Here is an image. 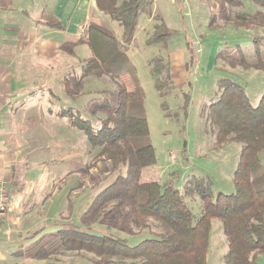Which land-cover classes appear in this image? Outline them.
I'll return each instance as SVG.
<instances>
[{"label": "trees", "instance_id": "trees-1", "mask_svg": "<svg viewBox=\"0 0 264 264\" xmlns=\"http://www.w3.org/2000/svg\"><path fill=\"white\" fill-rule=\"evenodd\" d=\"M142 0H96L98 9L122 26V39L97 24H90L77 42L63 46L73 55L78 45H87L92 57L82 63V75H71L63 81L69 98L84 95L83 79L106 77L115 84L113 92H99L89 101L85 111L98 118L95 129L89 120L67 108L57 117L68 119L72 128L85 134L97 152V160L108 162L109 171L117 177L94 198L81 218L83 229L68 227L41 237L28 251L27 257L47 260L64 253L90 254L100 264H208L212 221L218 219L228 243L225 264H258L264 255V94L257 107H252L245 88L235 80L219 82L217 101L211 105L210 119L217 129L218 145L241 144L237 168L233 175L235 192L219 194L214 200L208 189L202 190L195 180L187 182L184 194L195 192L202 198V216H194L181 191L171 184L143 181L146 169L156 164L145 101L137 72L128 57L127 46L133 42ZM257 10L248 14L241 10V0H218V9L210 18L212 30L234 29L259 32L264 29V0H251ZM50 27L61 29L54 17L45 16ZM165 26L155 29L149 45L167 41ZM250 48L234 45L222 50L217 60L229 67L256 69L264 73L263 36H247ZM165 65L161 59L151 62V73L159 76ZM163 83H156L159 91ZM101 116V117H99ZM91 167H88L89 170ZM85 173V172H84ZM121 214L120 226L130 233L156 230L155 238L130 246L125 240L93 235L92 229L109 210ZM86 228V229H85Z\"/></svg>", "mask_w": 264, "mask_h": 264}, {"label": "rangeland", "instance_id": "rangeland-1", "mask_svg": "<svg viewBox=\"0 0 264 264\" xmlns=\"http://www.w3.org/2000/svg\"><path fill=\"white\" fill-rule=\"evenodd\" d=\"M217 1L142 0L134 40L126 45L128 57L136 69L144 95L150 138L156 155V164L144 171L142 179L145 182L171 184L179 189L194 216V222L202 216L203 202L198 192L184 194L188 181L195 180L197 183H194V186H199L200 190L206 188V183H210L208 191L214 200L219 194L230 195L235 192L233 175L238 165L241 144L231 142L218 145L217 129L210 119V107L219 95V82L222 79H232L240 83L245 88L252 107L258 106L264 94L263 72L256 69H233L224 61L217 60L222 50L237 44L250 48L252 52L249 54L253 56L252 40H248L247 36L256 34L263 36L260 47L264 50V29L259 32L210 29V18L218 12V9L213 7ZM241 2L240 11L251 14L257 10L251 0ZM98 19L105 29L119 40L122 39L123 30L118 22L105 13ZM160 26H165L169 32L168 40L149 45L148 39ZM85 52L89 55L88 48L82 47L78 51V58L70 57L66 53L61 54L65 60L70 61L71 68L67 74L82 73L81 61L86 55ZM156 58L161 59L165 65L163 73L159 76L151 73V62ZM102 78L90 76L83 79L85 92L78 99L65 95L59 78L55 86L57 94L61 97V105L73 108L79 117L89 120L95 129L99 125L98 118L86 112L85 105L93 99H98L99 92L115 90V84L111 80ZM158 80L164 85L162 91L156 87ZM76 132L82 143L85 142L87 150L88 166L81 172L86 182V185H81L84 189L82 192L95 195L114 182L117 174L109 171L108 162L97 160L98 151L91 147L83 133ZM67 146L62 143V147ZM260 159L264 164V150ZM88 167L91 168L87 170ZM42 177L41 170L31 174L37 185L43 183ZM63 194L64 192L62 196ZM88 195L83 196V200L90 199ZM10 198L12 199V192ZM120 224L121 214L112 209L107 211L92 229L86 231L97 236L125 240L130 246L156 237L154 228L130 233ZM69 227L83 229L81 224ZM227 252L228 243L222 223L215 219L212 221L210 232L208 264H225L224 257ZM12 261L14 259L8 257V263ZM36 264L100 262L90 254L64 253ZM258 264H264V255L260 256Z\"/></svg>", "mask_w": 264, "mask_h": 264}, {"label": "crops", "instance_id": "crops-1", "mask_svg": "<svg viewBox=\"0 0 264 264\" xmlns=\"http://www.w3.org/2000/svg\"><path fill=\"white\" fill-rule=\"evenodd\" d=\"M101 13L96 0H0V181L12 192L0 220V264H36L27 251L41 237L81 224L98 194L82 192L86 144L68 119L57 117L73 108L61 105L55 86L59 78L65 93L63 81L82 75L67 74L70 61L61 54L78 58L87 47L84 61L92 57L89 47L78 45L71 55L63 46L79 41L90 24L103 27ZM45 16L62 28L50 27ZM37 170L44 178L38 185L31 178Z\"/></svg>", "mask_w": 264, "mask_h": 264}, {"label": "built area", "instance_id": "built-area-1", "mask_svg": "<svg viewBox=\"0 0 264 264\" xmlns=\"http://www.w3.org/2000/svg\"><path fill=\"white\" fill-rule=\"evenodd\" d=\"M10 205V188L4 181H0V220L9 210Z\"/></svg>", "mask_w": 264, "mask_h": 264}]
</instances>
